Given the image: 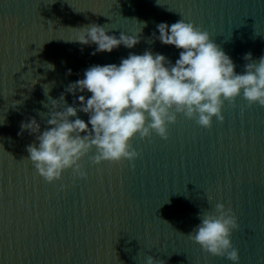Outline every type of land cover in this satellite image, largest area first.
<instances>
[{
    "label": "water",
    "instance_id": "water-1",
    "mask_svg": "<svg viewBox=\"0 0 264 264\" xmlns=\"http://www.w3.org/2000/svg\"><path fill=\"white\" fill-rule=\"evenodd\" d=\"M181 18L208 31L238 74L246 53L264 55V0H0V264H146L149 255L165 264H233L187 236L217 203L238 218L231 241L239 264H264V107L242 93L235 108L225 101L223 122L213 117L211 128L178 114L167 140L137 135L134 161L94 165L93 149L80 161L83 179L68 169L48 183L29 159L26 146L38 141L21 124L35 118L45 130L48 96L64 93L79 105L91 93L66 87L130 52L150 49L174 64L181 50L151 38L159 23ZM90 23L140 43L92 55L96 45L69 42Z\"/></svg>",
    "mask_w": 264,
    "mask_h": 264
},
{
    "label": "clouds",
    "instance_id": "clouds-1",
    "mask_svg": "<svg viewBox=\"0 0 264 264\" xmlns=\"http://www.w3.org/2000/svg\"><path fill=\"white\" fill-rule=\"evenodd\" d=\"M74 30L77 36L69 42L96 45L92 55L111 53L121 45L132 49L140 43L138 35L123 32L118 37L109 35V30L97 23ZM157 31L159 35L154 32L151 42L159 40L181 50L174 64L149 49L143 54L130 52L118 65H92L84 71L82 79L65 89L74 96L77 91L91 93L90 97L80 95L79 105L75 101L68 105L64 93L59 99L51 98L50 85H43L51 105L47 127L41 132L40 124L31 118L21 124V134L25 130L36 134L38 145L30 144L26 150L46 182L60 180L68 169L86 178L80 161L93 149L95 155L89 159L94 165L103 161H134L140 154L131 140L137 135L140 139L148 138L153 132L167 140L168 125L176 122L178 114L211 128L213 117L223 122L225 101L235 108L241 93L249 106L258 103L264 107V55L253 60L252 54L246 53L244 71L238 74L230 56L210 38L208 31L193 22L183 18L171 25L161 22ZM67 74L71 75V69ZM78 112L87 114L88 121L79 118ZM211 199L209 196L208 200ZM199 220L188 238L205 253L239 264V250L233 246L231 236L240 225L232 209L217 203L214 212H200ZM146 264H165V261L149 255Z\"/></svg>",
    "mask_w": 264,
    "mask_h": 264
}]
</instances>
